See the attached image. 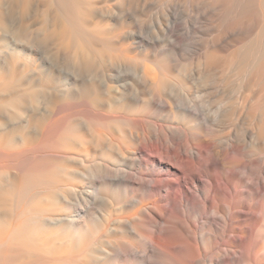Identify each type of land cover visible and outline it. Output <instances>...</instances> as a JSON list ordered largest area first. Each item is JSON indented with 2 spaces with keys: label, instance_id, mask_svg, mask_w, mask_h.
I'll return each instance as SVG.
<instances>
[{
  "label": "bare ground",
  "instance_id": "bare-ground-1",
  "mask_svg": "<svg viewBox=\"0 0 264 264\" xmlns=\"http://www.w3.org/2000/svg\"><path fill=\"white\" fill-rule=\"evenodd\" d=\"M0 264H264V0H0Z\"/></svg>",
  "mask_w": 264,
  "mask_h": 264
},
{
  "label": "rangeland",
  "instance_id": "rangeland-1",
  "mask_svg": "<svg viewBox=\"0 0 264 264\" xmlns=\"http://www.w3.org/2000/svg\"><path fill=\"white\" fill-rule=\"evenodd\" d=\"M114 139H115L116 141H119V135H118V134H115Z\"/></svg>",
  "mask_w": 264,
  "mask_h": 264
}]
</instances>
